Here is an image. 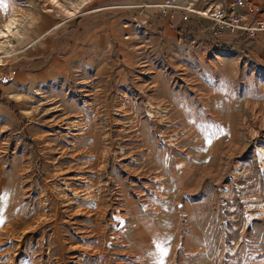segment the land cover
I'll return each mask as SVG.
<instances>
[{
    "label": "rangeland",
    "instance_id": "rangeland-1",
    "mask_svg": "<svg viewBox=\"0 0 264 264\" xmlns=\"http://www.w3.org/2000/svg\"><path fill=\"white\" fill-rule=\"evenodd\" d=\"M68 4L0 0V264H264V61L143 25L118 73L17 97L31 20Z\"/></svg>",
    "mask_w": 264,
    "mask_h": 264
},
{
    "label": "crops",
    "instance_id": "crops-1",
    "mask_svg": "<svg viewBox=\"0 0 264 264\" xmlns=\"http://www.w3.org/2000/svg\"><path fill=\"white\" fill-rule=\"evenodd\" d=\"M163 1L68 0L67 7L55 6V9L50 7L39 11L31 20L26 43L14 56L13 69H10L16 96L28 99L29 94L68 91L66 86L70 83L64 82L68 78L78 82L85 76L84 81H89V77L118 73L120 59L123 65H131L135 57L137 27L143 25L150 31L157 27L165 35L175 34L179 42H198L209 48L223 45L250 50L264 61L263 34L257 33L251 40L241 32H225L215 37L209 34L208 18L184 10L187 6L209 12L217 6H226L232 0H174L180 7L166 10L159 7ZM238 11L248 21L262 18L259 12ZM184 14L188 15L186 20L183 19ZM97 83L98 87L107 86ZM2 86L0 84V92L3 91ZM25 106L16 105L24 110Z\"/></svg>",
    "mask_w": 264,
    "mask_h": 264
},
{
    "label": "built area",
    "instance_id": "built-area-1",
    "mask_svg": "<svg viewBox=\"0 0 264 264\" xmlns=\"http://www.w3.org/2000/svg\"><path fill=\"white\" fill-rule=\"evenodd\" d=\"M161 8L166 10L167 8L177 9L180 6L171 0H165L159 4ZM243 9L249 14H255L257 9L252 0H232L226 6L218 7L212 11L205 12L199 11L193 8L184 7L186 13H193L200 16H204L211 21L209 26V32L213 36H219L225 32L241 31L247 37L253 38L257 32H264V20L256 18L253 21H248L247 17L240 13L238 10ZM188 18L187 14L183 15V19ZM3 83L9 81V78L3 77L1 79Z\"/></svg>",
    "mask_w": 264,
    "mask_h": 264
},
{
    "label": "trees",
    "instance_id": "trees-1",
    "mask_svg": "<svg viewBox=\"0 0 264 264\" xmlns=\"http://www.w3.org/2000/svg\"><path fill=\"white\" fill-rule=\"evenodd\" d=\"M218 47H222V45H218ZM0 102L2 104L9 106L11 109L16 110L13 104H7V102L1 97V92H0Z\"/></svg>",
    "mask_w": 264,
    "mask_h": 264
},
{
    "label": "bare ground",
    "instance_id": "bare-ground-1",
    "mask_svg": "<svg viewBox=\"0 0 264 264\" xmlns=\"http://www.w3.org/2000/svg\"><path fill=\"white\" fill-rule=\"evenodd\" d=\"M6 28L9 29L8 26ZM4 32H6V30H4Z\"/></svg>",
    "mask_w": 264,
    "mask_h": 264
}]
</instances>
